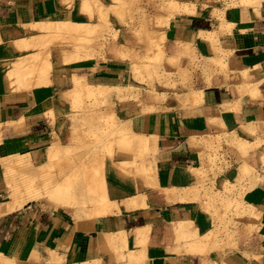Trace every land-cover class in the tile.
Returning a JSON list of instances; mask_svg holds the SVG:
<instances>
[{
    "label": "rangeland",
    "instance_id": "1",
    "mask_svg": "<svg viewBox=\"0 0 264 264\" xmlns=\"http://www.w3.org/2000/svg\"><path fill=\"white\" fill-rule=\"evenodd\" d=\"M260 2L49 0L50 20L0 23V94L58 91L36 111L48 122L50 143L9 153L0 122L6 190L0 217L36 205L66 222L63 238L54 246L39 243L28 258H19L17 237L13 255L0 251V264H192V256H200L202 264H224L235 251H264V241L253 239L264 223V122L226 133L220 120H209L214 128L221 125L218 134L189 141L198 150L200 168L174 170L181 177L167 186L161 184L157 163L159 137L158 151L145 160L136 161L141 155L135 152L139 139L157 136L137 129L140 115L196 107L203 102L204 88L227 79L239 10ZM196 20L213 25L201 30L193 45L187 32ZM107 66L116 71L111 82L89 76ZM241 93L262 100L256 88ZM26 120L24 112L20 122ZM8 161L16 164L7 174ZM157 185L170 190L165 197L173 203L166 197L143 210L148 190ZM172 191L176 196H170ZM181 201L191 202V214L186 210L178 220L96 230L104 218L119 222V217ZM163 212L155 211V216ZM77 232H97V258L67 263Z\"/></svg>",
    "mask_w": 264,
    "mask_h": 264
},
{
    "label": "crops",
    "instance_id": "2",
    "mask_svg": "<svg viewBox=\"0 0 264 264\" xmlns=\"http://www.w3.org/2000/svg\"><path fill=\"white\" fill-rule=\"evenodd\" d=\"M51 16L49 0H0V23L24 24L36 20H50ZM212 25L200 20L190 22L187 42L196 44L199 32L211 29ZM235 29L231 39V54L226 61L228 77L222 78L212 87L204 88L201 104L192 108H173L148 116L140 115L136 120V127L140 132L152 133L159 137L157 163L163 177L160 182L164 186L171 183L177 168H200L198 150H192L189 141L218 134L221 125L214 128L209 124V120H220L227 130L226 133L249 123L264 122V0H261L259 6L240 9ZM242 75L247 76L246 80L236 81ZM89 76L101 83H107L116 78V71L107 66L99 73H89ZM246 87L256 88L262 100L248 98L242 94V89ZM56 92L58 91L53 92L48 88L23 92L22 97L16 94H0V122L3 123L1 134L7 152L32 151L51 142L52 134L46 118L43 120L34 112L25 123L20 121L25 111L38 108L45 97ZM195 163L198 165L193 166ZM5 191L3 172L0 168V199ZM191 205V202L178 203L151 212H141L143 215L130 214L119 217V222H116L114 217L104 218L98 227L95 226L97 232L115 231L117 225L131 227L150 220H178V215L186 213V210L191 214ZM161 209L166 212L155 216V211ZM65 225L66 222L61 217L55 219L52 213L43 212L36 205L0 217V251L7 255L13 254L16 248L14 242L18 237V257L27 255L28 258L37 244L52 247L63 238ZM97 232L76 233L67 253V263L80 262L88 257L97 258ZM253 239L264 241V223L260 225ZM263 258L264 251L260 249L250 255L235 251L225 257L224 264H264ZM201 259L200 256H192L190 260L192 264H202Z\"/></svg>",
    "mask_w": 264,
    "mask_h": 264
},
{
    "label": "bare ground",
    "instance_id": "3",
    "mask_svg": "<svg viewBox=\"0 0 264 264\" xmlns=\"http://www.w3.org/2000/svg\"><path fill=\"white\" fill-rule=\"evenodd\" d=\"M38 109L39 108H36V109H32V110H27V111H25L26 112V117H27V119H28V117H29V115L30 114H33L34 112H36V111H38ZM45 114V113H44ZM35 115V114H34ZM27 121V120H26ZM25 121V122H26ZM158 136H156L155 137V139H152V140H150V139H148L147 140V138L146 139H139V141H137V144H139V146L137 147V149H135V152L136 153H138L139 152V155H141V158H136L137 160L136 161H143V160H145V157L146 156H148V155H150V154H152V152H157L158 151ZM136 145V144H135ZM120 152V151H119ZM261 153V152H260ZM259 153V154H260ZM15 156V155H14ZM14 156H12V157H14ZM18 157V156H17ZM19 158V157H18ZM23 157L21 156L20 157V161H21V159H22ZM15 159L16 158H14V161H15ZM11 160H13V158L11 159ZM17 160V159H16ZM7 162V168H6V173L8 174L9 173V171H11L12 169H13V165H15L16 164V162ZM19 161V159L17 160V162ZM22 161H23V159H22ZM15 163V164H14ZM18 164H19V162H18ZM17 164V165H18ZM137 164H139V163H137ZM144 164V163H143ZM20 165V164H19ZM183 170L184 171V167H179V168H177L176 169V171H178V170ZM180 172V173H179ZM178 172V174H173V176H172V181H173V184H175V183H177V181L180 179V177H181V171H179ZM184 177V176H183ZM182 177V178H183ZM8 183V186H9V194L10 195H12V193H13V189H14V183H13V181L12 180H10L9 182H7ZM146 191H147V189H146ZM145 191V192H146ZM149 193H150V197H149V200H147V203L146 204H144V206H142V208H143V210H147V209H149V208H151L152 207V205H154V204H157V203H160V202H164L165 200H166V197H167V202H169L170 201V203L172 202L173 203V200L171 201V198H168V196H166L165 197V195H168L169 193H167V192H170V190H168V189H164L163 187H161L160 185H157L156 186V189H154V188H150L149 190ZM174 191V190H173ZM173 191H172V195H170L171 197L172 196H176V195H174L173 194ZM137 192V191H136ZM140 192V191H139ZM141 192H144L143 190L141 191ZM141 194V193H140ZM179 198H180V196H179ZM182 198H184V197H182ZM147 199V198H146ZM168 199H169V201H168ZM174 200L176 199V198H173ZM179 200H181V198L179 199ZM178 200V201H179ZM189 200V199H188ZM182 201H183V199H182ZM181 201V202H182ZM187 201V200H186ZM186 201H185V203H186ZM174 203H176V201L174 202ZM183 203V202H182ZM163 204V203H162ZM170 205V204H169ZM168 205V206H169ZM165 207V206H164ZM15 251V250H14ZM13 255V254H12Z\"/></svg>",
    "mask_w": 264,
    "mask_h": 264
}]
</instances>
